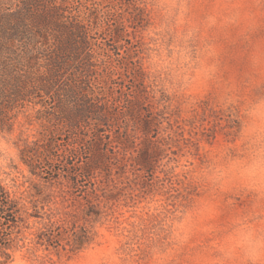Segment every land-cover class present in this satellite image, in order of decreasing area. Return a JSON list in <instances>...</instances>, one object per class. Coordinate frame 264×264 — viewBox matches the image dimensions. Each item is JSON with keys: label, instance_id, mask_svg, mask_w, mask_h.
Returning a JSON list of instances; mask_svg holds the SVG:
<instances>
[{"label": "rangeland", "instance_id": "1", "mask_svg": "<svg viewBox=\"0 0 264 264\" xmlns=\"http://www.w3.org/2000/svg\"><path fill=\"white\" fill-rule=\"evenodd\" d=\"M91 3L125 23L121 42L113 22L94 32L112 115L96 148L87 128L50 125L44 159L102 157L83 186L67 168L45 179L21 150L46 129L0 131V178L36 216L0 264H253L264 251V0Z\"/></svg>", "mask_w": 264, "mask_h": 264}, {"label": "trees", "instance_id": "2", "mask_svg": "<svg viewBox=\"0 0 264 264\" xmlns=\"http://www.w3.org/2000/svg\"><path fill=\"white\" fill-rule=\"evenodd\" d=\"M126 1L128 8L136 2ZM91 2L8 0L0 7V131L13 133L18 123H38L45 128L42 139L28 141L21 150L22 161L32 175L50 180L67 168L68 178L77 187L94 178V165L98 168L102 155L84 158L77 150L71 151V157L83 164L82 172L77 167L81 163L70 167L68 161L63 162L65 150L48 156L46 161L48 149L43 143L52 135L48 127L57 122L70 131L87 128V138L96 148L104 138L102 122L111 118V106L102 101L98 89L101 81H113L111 65L102 69L103 59L96 50L101 42L94 32L99 19L108 25L113 22L114 39L121 42L125 40V23L117 20L120 13L103 12L100 4ZM133 20L138 26L142 16L136 14ZM106 56L111 57L109 53ZM76 143L77 147L83 144ZM30 218L36 216L29 212L23 196H16L0 178V253L7 260L15 234ZM51 239L47 240L49 244Z\"/></svg>", "mask_w": 264, "mask_h": 264}, {"label": "clouds", "instance_id": "3", "mask_svg": "<svg viewBox=\"0 0 264 264\" xmlns=\"http://www.w3.org/2000/svg\"><path fill=\"white\" fill-rule=\"evenodd\" d=\"M251 259L253 264H264V251L254 249L251 252Z\"/></svg>", "mask_w": 264, "mask_h": 264}]
</instances>
